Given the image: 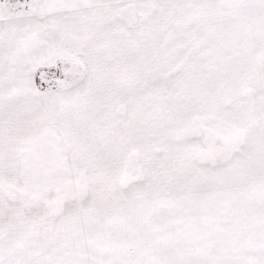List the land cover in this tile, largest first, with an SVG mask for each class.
<instances>
[{
	"label": "snow or ice",
	"instance_id": "snow-or-ice-1",
	"mask_svg": "<svg viewBox=\"0 0 264 264\" xmlns=\"http://www.w3.org/2000/svg\"><path fill=\"white\" fill-rule=\"evenodd\" d=\"M0 264H264V0H0Z\"/></svg>",
	"mask_w": 264,
	"mask_h": 264
}]
</instances>
